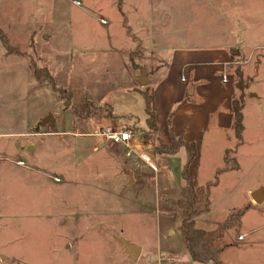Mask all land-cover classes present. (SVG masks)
I'll list each match as a JSON object with an SVG mask.
<instances>
[{
    "label": "rangeland",
    "instance_id": "374dc122",
    "mask_svg": "<svg viewBox=\"0 0 264 264\" xmlns=\"http://www.w3.org/2000/svg\"><path fill=\"white\" fill-rule=\"evenodd\" d=\"M0 18L7 20L6 31L0 30L11 47L8 51L0 41V134L36 128L45 134L50 131L30 138L28 146V137L0 135V146L3 141L7 143L8 160H0V203L6 197L11 208L20 199L71 195L78 202L88 201L92 209L115 212L116 216L94 220L101 223L95 229L97 244L89 239L88 233L82 235L88 248L80 252L81 264L86 263L87 257L94 258L93 253L99 247L104 262L117 263L123 255L114 250L113 241L106 239L115 229L129 232L125 236L136 243L145 240L153 255L158 247L162 256L167 251L181 253L185 245L178 229L180 210L174 199L183 185L180 175L185 163L183 154L179 152L161 163V171L167 177L160 173L154 178L152 162L144 164L147 170L142 181L121 192L118 183L122 181L124 156L119 160L108 154L107 140L98 135L100 127L111 123V114L131 113L138 126L145 124L144 100L140 91L133 89V76L138 63L146 62L152 68L155 58L153 54L137 51L136 56L123 55L118 61L114 49L120 51L125 45H120L121 34L151 33L150 39L144 40L160 51L158 63H161L168 61L170 50L177 47H213L236 40L240 43L241 37H245L243 45L247 47L252 43L264 44V30L257 34L251 31L264 29V0H0ZM236 26V33L221 31ZM245 26L249 28L244 29ZM131 41L138 43L140 39ZM262 48L247 63L233 65L234 84L235 67L240 66V72L251 77L261 60L259 74L251 87L259 93L264 90ZM228 51L236 52L234 48ZM248 53L251 54L238 57L242 56L244 61ZM33 67L39 70L37 75ZM259 96L258 101L248 104L247 111L253 113L251 120L257 121L252 125L258 129L250 137L257 141L238 149L239 170L223 175L212 190L210 210L195 219L198 228H214L230 208L246 203L253 191L264 186V92ZM255 104L258 114L254 111ZM47 115L54 119L39 125ZM18 141L21 145L16 147ZM32 143H36L35 150L30 148ZM222 145L216 141L210 155L202 154L197 174L200 179L210 177L213 168L222 162V155L218 154ZM18 154L37 169L33 176L37 189H20V183L35 180L21 177L10 162ZM61 170L72 182L69 186L65 180L53 179ZM250 228L256 231L246 238V241L252 238L253 244L248 247L245 260L249 264H264V200L249 209L241 226L229 229V233ZM92 247L97 250L93 252ZM143 258L133 264H148V259Z\"/></svg>",
    "mask_w": 264,
    "mask_h": 264
},
{
    "label": "crops",
    "instance_id": "0c3cea01",
    "mask_svg": "<svg viewBox=\"0 0 264 264\" xmlns=\"http://www.w3.org/2000/svg\"><path fill=\"white\" fill-rule=\"evenodd\" d=\"M6 25L7 20L0 18V28L4 30V32L6 31ZM246 27L249 28V26H245L244 29ZM236 28L237 26L234 28L228 27L221 29V31L223 30V33L226 34L236 33ZM263 30V28L259 27L251 31L257 34L259 31ZM150 35L151 33L121 34L122 43L120 45H125L122 46L120 51L118 48L114 49L118 61L123 55L129 57L136 56L135 53L137 51L153 54L155 58L152 68H150L146 62L137 64V71H134V82L132 84L133 89L136 91L143 87V85L139 83L140 69L138 67H144L147 70L148 85L153 89L157 124L155 140L149 142L143 141V129L145 124L144 126H138L135 116L131 113L111 114V123L105 125H121L127 127V124H131V126L129 125L130 127L128 126L127 128L134 133V136L130 140L133 151L129 155L125 154L127 150L126 146L115 144L110 140H107V143H105L108 154L113 155L119 160L124 156L122 160L124 163L121 168V173L123 175H120L122 181L118 183V178L116 179L121 192L142 181V178H144L143 173L147 170L144 164L150 161L152 165H150V163L148 164L154 171V178L159 177L160 173L161 176L167 177L165 171H161V163L165 164L173 155L181 152L184 157V162H186V152L184 148L179 149L178 152L171 155L154 153V147L157 141L168 144L173 135H180L185 141H192L196 144L197 154L190 164V170L192 175H194L195 182L197 184H202L212 177L213 171L222 162L213 168L211 176L207 179H200L199 175H197L198 166H200L203 153L204 156H208L213 152L212 147L216 141L223 144L218 153L221 154L222 157L225 150L233 144L234 136L231 127L233 112L231 110V100L234 93V81L232 80L231 69L235 63H247L255 51H259V49H263L262 47H264L262 43H252L247 47L243 45L244 41H246L245 37H241L240 43L236 40L233 43L225 42L222 45L213 47L199 46L193 48L183 46L173 48L170 50L171 54L168 61L166 60L158 63V53L160 51L155 49L152 45L147 44V41L144 40L147 38L150 39ZM111 36L112 35H109V37ZM113 38H117L116 35H114ZM131 39H140V42L137 43V41H135V43H133ZM229 48H234L236 51L233 57L231 51H228ZM247 52H251V54L248 53L244 61L241 60L242 56L238 57L239 54L243 55ZM14 53L21 56L17 51H14ZM26 59L28 61V58ZM258 64L259 67L255 69L254 74L250 78V88L248 89L246 101L242 110L244 130L242 132V144L238 149L247 143L250 144L252 141H257L251 139V135L255 132V129H258L257 127L255 128L252 123L256 124L257 121L256 123L253 122L251 120L253 113L250 114L247 111L248 104H253V101H258L261 98L259 96L260 93L264 92V90L262 91L261 89L259 93V91L251 87V84L255 82L254 80L257 79L259 74L261 60ZM161 69H164V71L160 72ZM28 72H30L29 69ZM223 75L226 76L225 81L222 80ZM256 106L258 105H253L254 111L258 114V108ZM250 109L249 111H252V105H250ZM37 129L38 128L32 131L18 130L19 132L17 133H1L0 135L14 138L21 135L28 137V141H26V146H28L31 142L30 138L33 136L50 134V131L45 134L38 132ZM20 145L21 143L18 141L15 146L19 147ZM30 148L35 150L36 143H32ZM6 149L7 143L3 141L0 146V160L8 161L5 156V152H7ZM131 155L134 156L131 157ZM17 161H22V164ZM10 162L22 175L21 177L33 178V176L38 173L34 166L25 163L24 158H22L20 154H18L15 161ZM237 170H239V168ZM227 173L229 172L222 173L219 182L223 175ZM53 177L60 179V181L57 182L65 180V183H67L68 186L70 185L71 181L68 175L62 172V170L59 175L55 174ZM37 188L38 183L36 180L32 183L29 181L20 183V189L22 191H27L28 189L34 190ZM214 188H212V190ZM249 190L252 191L254 189ZM8 204L9 202L6 200V197H4L2 203H0V264H66L67 262L68 264H81L80 252L88 248V244L85 242L86 239L83 236L88 233L89 239H91L93 243H96L95 241L98 237V234L97 237L95 236V229L98 225L100 226L101 223L100 221L95 223L94 220L97 218H99L98 220H103V218L117 215L115 212L111 214L106 213L103 209H92L89 207L90 203L88 201L83 200V202H81L80 199V202H78V200L71 195L65 197L58 195L49 199L37 196L34 198H25L24 200L20 199L17 202H13V207L11 206V208ZM244 204H251L249 209H253L256 203L249 197L247 202L241 205ZM16 208L19 211H15L14 209ZM46 208L49 211L48 213L46 212L47 210H45ZM78 223L85 224L86 226L80 228ZM118 230H113L112 235L106 237L108 242H114L116 246L114 250H118L119 254L123 255L115 264H133L142 259L143 256L145 261L148 259V264H201L192 260L186 248H183L181 253L177 251H167L165 256H162L160 248L158 247L157 253L153 255L148 251V244L145 240L142 241L143 243H136L131 239L132 237L129 238L125 236L129 234V232L125 234L123 232L124 230ZM255 231V228H250L245 232L239 231L238 233L230 234L229 230H227L225 232V241L229 247L221 254L222 262L224 264H249L250 261L245 260L246 257H248L246 252L248 251V247L253 243H251L252 238L248 241H246V238L248 239ZM240 236L242 238H239ZM253 237L256 238V236ZM118 238H123L128 241V243L136 245L139 248V254L136 259H132L125 253L124 247L121 242L118 241ZM98 245L100 246V243ZM94 248L97 247H92L90 250H93V252L97 250ZM99 249L101 248L99 247L98 250ZM98 250L93 253L95 254L94 258H86L85 264H113L104 262ZM143 252L145 255H143Z\"/></svg>",
    "mask_w": 264,
    "mask_h": 264
},
{
    "label": "trees",
    "instance_id": "16d2710c",
    "mask_svg": "<svg viewBox=\"0 0 264 264\" xmlns=\"http://www.w3.org/2000/svg\"><path fill=\"white\" fill-rule=\"evenodd\" d=\"M0 41L8 51H11L8 38L1 30ZM33 68L37 75V71L39 70H36L35 67ZM235 68L237 80H235L234 93L231 100V110L233 112L231 127L234 141L232 146L225 150L222 163L215 168L209 180L202 184H197L190 170V164L197 154V148L194 142L185 141L180 135H173L170 143L164 144L157 141L154 147V153L167 155L174 154L181 148L185 149L186 162L180 171L183 185L179 189V194L174 199V203L180 210L181 223L178 229L186 251L190 254L192 260L201 264H224L221 260V254L229 247L225 241V232L229 229L239 228L242 223V216L251 206V204L234 206V208L227 211L221 221L212 229H200L195 225L194 219L210 209V194L212 188L217 186L222 173L232 172L239 168L236 151L242 144V132L244 130L242 110L247 97L248 81H250L251 77L244 76L240 72V66ZM139 91L144 100L146 115L143 141L149 142L155 140L157 133L153 89L150 85H145Z\"/></svg>",
    "mask_w": 264,
    "mask_h": 264
},
{
    "label": "built area",
    "instance_id": "2783aa9c",
    "mask_svg": "<svg viewBox=\"0 0 264 264\" xmlns=\"http://www.w3.org/2000/svg\"><path fill=\"white\" fill-rule=\"evenodd\" d=\"M102 22H104V21L102 20ZM222 80L223 81L226 80L225 75L222 76ZM98 135L102 136L103 138H105L108 141L110 140L111 142H113L115 144H120V145L126 146L127 147V150L125 153L126 155L131 154V152L133 151V148L130 145V140L134 136V133H133V131H131L129 128H127L125 126L124 127L121 125L103 126V127L99 128ZM17 162L22 164V161H17ZM53 179L55 181H60V179H58L57 177H53ZM239 238H242V237L240 236Z\"/></svg>",
    "mask_w": 264,
    "mask_h": 264
},
{
    "label": "water",
    "instance_id": "95a60500",
    "mask_svg": "<svg viewBox=\"0 0 264 264\" xmlns=\"http://www.w3.org/2000/svg\"><path fill=\"white\" fill-rule=\"evenodd\" d=\"M138 68L140 69L139 83L143 86L148 85L147 70L142 66H139ZM53 119L54 118L52 117V115H47V117H45V119L41 121L39 125H44L48 121ZM251 196L255 203H260L264 199V186L253 191L251 193ZM118 241H120L121 244L123 245L125 253H127L132 259L137 258L139 254L138 253L139 248L136 245L128 243V241H126L123 238H118Z\"/></svg>",
    "mask_w": 264,
    "mask_h": 264
}]
</instances>
